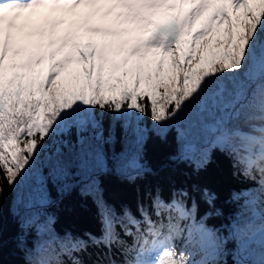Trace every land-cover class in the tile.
I'll use <instances>...</instances> for the list:
<instances>
[{
    "label": "snow or ice",
    "instance_id": "obj_1",
    "mask_svg": "<svg viewBox=\"0 0 264 264\" xmlns=\"http://www.w3.org/2000/svg\"><path fill=\"white\" fill-rule=\"evenodd\" d=\"M93 22L104 25L92 29L104 40L83 46L80 28ZM46 59L41 79L35 66ZM170 129L175 159L199 169L219 148L254 183L232 193L242 203L227 236L196 220L183 191L171 202L157 193L139 218L98 200L99 237L55 235L43 211L50 183L92 194L108 171L135 180L150 171L142 162L149 132L166 138ZM0 172V219L6 181L21 246L30 229L39 238L25 247L28 264H62L47 258L53 244L72 264H83L72 254L90 246L107 249L92 264H117L113 249L123 264H227L229 254L234 264H264V0H0ZM203 196L215 200L207 189Z\"/></svg>",
    "mask_w": 264,
    "mask_h": 264
},
{
    "label": "trees",
    "instance_id": "obj_2",
    "mask_svg": "<svg viewBox=\"0 0 264 264\" xmlns=\"http://www.w3.org/2000/svg\"><path fill=\"white\" fill-rule=\"evenodd\" d=\"M166 19L167 17H160L158 22H164ZM197 26H202V21H198ZM80 34L81 39L78 42L82 45L85 35L81 29ZM149 34L150 32H144L143 36L146 38ZM63 58L64 54L57 57L58 60ZM50 68L51 61L46 59L42 65L35 66L34 75L46 79ZM18 71L23 74L28 69ZM66 76L67 73L62 72L61 79ZM108 123L105 119V135H107ZM145 123L148 127L152 125L148 117L145 118ZM121 135V130L117 127L116 152L123 149L122 143L119 142ZM176 136L175 129H170L166 138L149 132L148 139L143 146L142 162L150 171L135 180H129L114 170L108 171L99 175V192L92 194H83L80 186L73 187L72 191L59 194L50 183L49 191L52 198L43 211L46 216L53 218L51 228L55 235L63 238L70 234L73 238L85 240L88 239L86 235L88 233L99 237L102 225L98 200L112 206L117 214H122L127 208L139 218V206L141 204L150 205L152 197L157 193L165 202H171L174 193L183 191L188 193V196L183 198L186 207L190 209L193 201L197 205L196 220L198 222L204 220L208 228L218 230L219 234L227 236L228 228L242 203V201H233L232 193L254 187V183L246 180L243 175H237V169L233 167V159L219 148L212 149L208 162L199 169L195 163L175 159L178 155ZM105 147L111 155V148ZM2 176L3 173L0 172V177ZM205 189L215 195V200L211 204L204 199ZM13 197L14 192L5 181L3 215L0 219V264H28L29 257L26 255L25 247L35 248L39 238L36 230L30 229L26 236V245L21 246L20 240L25 237L18 217L14 216L11 211ZM124 239L129 245L133 243L130 237H124ZM235 247V243L231 241L227 245L228 250L232 252L235 251ZM52 248L54 251L48 252L47 258L53 261L59 260L62 264H72L69 256L59 254L60 250L55 244ZM106 251L107 249L90 246L86 252L72 255L82 260L83 264H92L97 260L98 253ZM112 258L117 261V264H123L124 256L118 249H113ZM223 259L227 260V264H234V257L230 254Z\"/></svg>",
    "mask_w": 264,
    "mask_h": 264
},
{
    "label": "rangeland",
    "instance_id": "obj_3",
    "mask_svg": "<svg viewBox=\"0 0 264 264\" xmlns=\"http://www.w3.org/2000/svg\"><path fill=\"white\" fill-rule=\"evenodd\" d=\"M189 6L190 5H185V8L188 9ZM35 23H36L37 26H39V25H41L43 23V21L37 19L35 21ZM101 26L102 25L99 22H97V23L93 22V23H90V24H86V25H84L83 27L80 28L81 31L83 32V34L85 35L83 46H87L89 44H99V43L103 42L104 38L92 31V29H94L96 27H101ZM65 28L67 29V25H65ZM53 187H54V190L57 191V193H59V194H63L64 193V192H61L55 185H53ZM49 190L50 189H48V191ZM72 190H73V188H72ZM51 198H52V195H51V193L49 191V199H51Z\"/></svg>",
    "mask_w": 264,
    "mask_h": 264
}]
</instances>
